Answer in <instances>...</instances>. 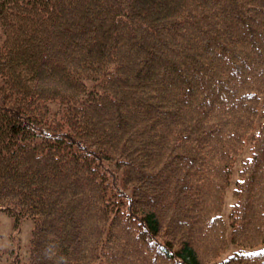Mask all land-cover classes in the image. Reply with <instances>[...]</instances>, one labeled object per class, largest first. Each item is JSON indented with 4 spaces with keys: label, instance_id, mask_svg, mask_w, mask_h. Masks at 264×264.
I'll list each match as a JSON object with an SVG mask.
<instances>
[{
    "label": "trees",
    "instance_id": "obj_1",
    "mask_svg": "<svg viewBox=\"0 0 264 264\" xmlns=\"http://www.w3.org/2000/svg\"><path fill=\"white\" fill-rule=\"evenodd\" d=\"M186 1L109 0L102 10L100 0H0V213L14 226L32 222L25 256L9 247L6 262L0 246V264L62 261L74 241L75 261L90 260L82 232L95 222L104 234L94 264H106L108 251L118 255L110 243L121 237L127 248L150 251L152 264H197L188 242L172 252L154 237L166 219L189 231L178 210L184 218L197 208L219 212L224 197L209 189L228 184L248 147L229 221L238 232L251 209L260 225L264 73L251 66L253 77L238 82L252 49L244 37L235 49L214 35L216 4L225 0L202 2L212 10L195 32L179 31L196 27V13L181 8ZM258 40L253 58L264 59V33ZM200 186L208 198L198 196ZM244 249L224 261L251 262Z\"/></svg>",
    "mask_w": 264,
    "mask_h": 264
},
{
    "label": "rangeland",
    "instance_id": "obj_2",
    "mask_svg": "<svg viewBox=\"0 0 264 264\" xmlns=\"http://www.w3.org/2000/svg\"><path fill=\"white\" fill-rule=\"evenodd\" d=\"M166 0H161V2H164ZM196 2L195 4H190L188 0L185 4L181 5V8L188 9L190 13L192 11L195 14L194 18H196L195 24L196 27L190 29L189 27L184 28L185 32H190L196 30V28L200 29L202 25V22L199 21V18L206 15L208 18V15L210 10H212V7L210 10H207L206 6L202 2L206 1H213V0H193ZM101 2V9L106 8L108 6L109 0H100ZM218 2V1H217ZM227 6L224 2L220 3L223 5L226 10L232 11V18L231 15L229 17V20L231 23H228L227 25L224 24L222 21L216 20L217 22V31L214 32V35H218L219 33L222 37L226 39V36L229 37L231 40H233L235 49L242 48L243 45L240 43V41L244 39L252 44L253 46L256 45L258 48L259 45L256 44L257 39H259V34L264 33L262 31L261 27L264 25V4L261 2V0H226ZM254 2H256L254 5H252ZM66 5L70 4L69 1L65 2ZM252 3V7L246 8L243 4H250ZM196 6V9H190L193 6ZM190 6V7H189ZM218 6L216 5V9ZM246 9V10H245ZM184 10V9H183ZM248 10V11H247ZM103 14V11L101 12ZM188 13V12H187ZM246 14L249 16L246 17ZM211 15V14H210ZM102 16V15H101ZM104 18V17H102ZM207 18L205 20H207ZM105 20V19H104ZM210 21H207L209 23ZM173 23V22H172ZM224 24V25H223ZM248 27V28H247ZM245 30V31H243ZM251 45L244 44V49H251ZM162 53L164 51L162 50ZM166 61L167 58L163 57ZM170 63V60H168ZM242 63H250L251 66H257L258 63H261L264 65V59L260 62V60L256 61V58L249 57L247 60L242 61ZM227 66L226 68H228ZM264 73V70L262 71ZM213 77H210L208 80H212ZM208 82H203L204 86L208 84ZM203 86V87H204ZM168 92V91H167ZM166 92V94H168ZM170 94V93H169ZM166 100V99H165ZM259 122L255 123L258 125ZM257 127V126H256ZM249 155L247 152L239 154V156L235 159V166L232 170V174L230 175V178L228 180V184H224L223 180H220L219 183H214L210 190V194H215L217 192L218 196L222 195L224 197V204L222 205L219 212H217L218 208H197L195 210V214L192 217H186L184 218V215L182 211L178 210L176 218H181L187 225L189 223V231L185 233V230L182 227H176V225L179 223L178 219H174V223L169 221V219H166V224L161 229L159 235L157 237H154L156 239H159L161 241V246L170 249L172 252L177 251L180 249V245L182 241L188 242L193 249L196 252V258H197V264H262L260 261H251V262H245V261H236L234 259L230 261H224L223 259L227 258L228 256H231L236 252V250H245L246 249H258L264 246V218L260 220V225H255L257 215L253 212L251 209H246L244 213L242 214V219L239 221L240 225H242V228L236 232L237 226H233L234 224H230L229 221V212L230 210L228 208H232L231 204L235 202V197L237 188L236 179L240 177L239 170L243 169V163L242 161ZM245 176V175H244ZM197 179L199 177H196ZM246 178V177H245ZM248 179L246 178V182ZM200 185H203L202 181ZM224 189L221 192H218V187L216 185H223ZM77 189H80L82 187V192L86 190L85 186L82 183V180H78L76 182ZM246 189V184L242 185V190L244 191ZM199 194L198 196L208 198V190L207 188H203V186H200L198 189ZM89 196H86L88 198ZM145 200L147 201L148 198L145 197ZM78 202H80L78 200ZM81 203V202H80ZM243 208H250L248 207V202L246 205H244ZM264 208V207H263ZM77 211V209H76ZM76 211L74 215H76ZM126 210L122 209L120 212V215H123ZM215 213H220V215L224 218L226 221L225 223H219L214 225L213 227H210L207 223L208 219ZM262 217H264V211L260 213ZM206 221L203 223L204 218H206ZM78 221H80L79 215L76 218ZM182 222V225L184 223ZM102 225L98 223H94V226L91 229H86L82 232V235L85 236L89 241L92 242V246L90 247L91 256L90 260H84V261H75L76 258V252H75V246L76 242L74 241L72 245H70L69 249H67V255L63 257V262L59 259L55 261L48 262L49 264H94L93 261L95 259V253L99 248L100 241L103 238L104 230L100 227ZM136 226V225H135ZM32 227V222L28 221L25 224H22V221L19 223V225L14 226L13 220H11L6 214L0 213V246L4 249L3 254V260L6 262H9L12 260L13 255L8 250L9 247H16L20 246V254L25 256V253H27L28 248L30 246V240L32 233L30 232ZM150 238L146 239V243L149 247H151L152 251L156 250L155 245L150 244ZM125 241H122L121 237V243H116L114 247H112V243H110V248H113V250L118 252L117 254H114V252H109L104 256L106 260V264H152V262L155 260L150 255L151 252L146 250L145 248L140 249L138 246V243L134 242V248H127L124 243L128 241V239L124 238ZM111 241V239H110ZM129 245L130 242H129ZM108 245H106L107 247ZM109 250V247H108ZM133 255L135 258H128V255ZM10 256V257H9ZM100 257V256H99ZM98 259V256L96 260ZM139 259V261H138ZM164 261V260H163ZM158 263V262H156ZM103 264V263H99Z\"/></svg>",
    "mask_w": 264,
    "mask_h": 264
},
{
    "label": "bare ground",
    "instance_id": "obj_3",
    "mask_svg": "<svg viewBox=\"0 0 264 264\" xmlns=\"http://www.w3.org/2000/svg\"><path fill=\"white\" fill-rule=\"evenodd\" d=\"M214 1V0H213ZM226 1V0H225ZM225 1H223L226 5H227V3L225 2ZM188 2L190 3V4H195L196 2H194L193 0H188ZM212 2V1H211ZM217 5V4H216ZM227 6H229V5H227ZM219 10L217 11V9H216V12H217V15H216V20H219V21H222L224 24H228V23H231V21H232V19H231V21L229 20V17H230V15H231V18H232V11L231 10H226L227 8H225V7H219L218 8ZM249 15L248 14H246V17H248ZM248 28V27H247ZM176 29H179V28H176V27H173L170 31H169V33H168V35H170V34H172L173 32H175L176 31ZM184 31V28L183 29H179V31ZM243 31H245V30H243ZM253 44H254V42L252 43V44H250L251 45V51L247 54V55H243V57H244V60H247L249 57H254L255 55H256V51H255V49H253V48H257V46L256 45H254L253 46ZM256 44L257 45H259V40L257 39V41H256ZM257 60H259L258 58H256V61ZM257 67H258V69L261 71V70H263L260 66H258L257 65ZM237 71H238V69H237ZM254 71H253V69H252V67H251V65H250V63H242V71H241V76H240V79H239V81L238 82H242L243 80H244V76H246V77H253V75H254ZM199 88H202V86L201 85H199Z\"/></svg>",
    "mask_w": 264,
    "mask_h": 264
}]
</instances>
